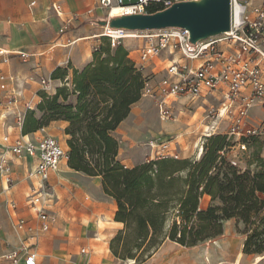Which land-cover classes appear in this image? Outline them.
<instances>
[{
    "label": "trees",
    "instance_id": "trees-1",
    "mask_svg": "<svg viewBox=\"0 0 264 264\" xmlns=\"http://www.w3.org/2000/svg\"><path fill=\"white\" fill-rule=\"evenodd\" d=\"M162 9L161 2H153L149 12ZM103 38L93 61L73 69L70 86L42 94L37 106L42 116L29 110L22 131L29 134L56 120L69 122L65 130L69 167L102 178L105 193L117 201L115 219L125 224L111 241L113 254L142 263L166 239L194 246L222 234L224 221L231 218L242 219L251 231L244 254L263 252L255 241L264 235V224L260 231L256 225L264 212L263 157L255 153L251 164L256 170L239 169L227 158L231 139L214 134L205 138L200 159L160 156L133 167L118 159L120 143L114 131L142 98L148 79L124 45L112 47ZM67 75L68 68L58 67L52 78L65 81ZM206 194L212 204L204 208ZM173 207L177 213L166 228Z\"/></svg>",
    "mask_w": 264,
    "mask_h": 264
},
{
    "label": "built area",
    "instance_id": "built-area-1",
    "mask_svg": "<svg viewBox=\"0 0 264 264\" xmlns=\"http://www.w3.org/2000/svg\"><path fill=\"white\" fill-rule=\"evenodd\" d=\"M181 1L192 0H132L129 3H125V0H99L98 4L107 10L110 21L115 17L112 12L117 6L121 9L119 15L145 14L149 13L153 2H161L165 9ZM248 5L232 0L230 30L195 43L190 40L189 30L182 27L129 30L107 24L102 25L100 37H106L112 47L124 40L140 39L139 58L143 62L163 55L168 57L170 64L166 68V75L155 84L147 82L143 90V95L155 100L162 119H173L176 116L175 104L183 98L188 99L185 103L188 106L199 99L204 105L215 101L217 104L204 117L206 128L203 145L206 137L224 134L228 139L238 137L239 146L246 149L244 140H261L264 143V118L258 125L251 123V109L255 104H259L264 112V2L260 6ZM239 6L243 8L241 21L235 18ZM52 7L58 15L63 14L61 4L54 2ZM91 12V9L88 10V13ZM251 13H255L256 18L251 17ZM71 21L64 19L60 31L64 32ZM123 45L133 59V48ZM52 51V48L49 49L50 57ZM12 54L19 55L24 61L30 57L27 52L10 51L0 46L4 64H9ZM135 63L141 69L145 67L144 64L139 66ZM67 80L62 81L60 86H70ZM38 81L49 95L57 90L49 78L38 75ZM25 83H28L27 78L0 70V88L7 90L10 97L2 110L19 119L22 118L21 113L13 101L20 96L21 86ZM34 109L32 103L26 104V110ZM152 145L157 147L158 157H166L171 148L168 141L152 142ZM221 153L225 155L224 151ZM22 157L29 159L27 175L31 181L24 204L38 219L39 227L29 226L30 220L25 216H16L19 205L9 199L7 204L17 217L16 226L32 233L18 248L3 253L0 256L1 264H17L21 259L25 264H38L37 246L41 235L48 232L56 221L54 208L60 200L53 178L60 174L61 165L68 158L61 141L52 135L36 132L15 134L10 130H0V195L10 192L16 185L13 166ZM232 162L238 165V161ZM82 252L85 253L86 249L83 248Z\"/></svg>",
    "mask_w": 264,
    "mask_h": 264
},
{
    "label": "crops",
    "instance_id": "crops-1",
    "mask_svg": "<svg viewBox=\"0 0 264 264\" xmlns=\"http://www.w3.org/2000/svg\"><path fill=\"white\" fill-rule=\"evenodd\" d=\"M54 2L61 4L62 15H58L53 9ZM98 2L99 0L95 5L90 6V0H0V46L10 51H24L30 54L27 61L19 55L12 54L9 64H4L0 56V70L17 73L27 78L28 83L21 86L20 96L15 102L13 101V105L21 116L26 111L27 103H32L37 110V105L42 99L39 94L38 75L51 79L52 84L58 88L64 81L62 78H52L58 67L68 68L66 78L71 83L73 69H82L93 61L95 48L104 39L98 33L100 30L95 24L96 18H106L108 14L107 10L99 7ZM246 3L253 5L256 2L248 0ZM90 9L92 12L88 13ZM64 19L72 21L62 32L60 29ZM51 48L53 49L52 57L49 53ZM148 83L153 82L150 80ZM55 93L56 91H53L52 94ZM7 95L8 91L0 88V120L2 117L5 118L3 122L0 121V130L12 131L10 117L17 118V116L8 115L2 110L8 101L6 99H10ZM148 101L141 98L133 107L136 106L139 109ZM133 107L130 115L114 131L116 137L129 134L128 130L134 123ZM263 118L264 112L261 106L255 104L251 109V123L258 125ZM18 120V132L15 134H24L22 118L18 117ZM63 122L66 123L65 127L69 125V122ZM35 132L42 133L40 129ZM68 148L66 140L65 150L68 151ZM184 157H191V155ZM118 159L127 167L145 162L129 165L121 158L120 150ZM28 161L29 159L23 157L16 160L13 166L16 185L10 192L0 195V256L18 248L28 234L32 233L31 230L19 229L16 226V216H25L30 220L29 226L39 227L38 219L24 204L31 187V181L27 175L30 166ZM19 169L21 174L18 176L16 171ZM63 171L67 172L65 176L71 180L74 178L73 175H80L82 179L75 182L79 189L71 199L70 208L57 211L60 200L55 206L56 221L48 232L41 235L37 246L38 264H127L129 259L123 260L115 256L111 250L112 239L124 229L125 224L115 219L118 209L117 201L105 193L102 178L73 171L66 158L61 165L60 174L53 178L59 196L60 176ZM23 181L26 182L28 192L18 198L19 185ZM0 188H2L1 176ZM9 199L16 201L19 205L16 216L7 204ZM209 200L211 196L204 195L203 205L206 206ZM100 218L103 224L100 223ZM233 227L232 218L225 220L222 234L216 239L199 242L197 246L188 247L166 239L147 261L139 264H234L240 252L242 254L239 260L244 257V238ZM83 248L86 249L85 253L82 252ZM17 264H25L24 259Z\"/></svg>",
    "mask_w": 264,
    "mask_h": 264
},
{
    "label": "rangeland",
    "instance_id": "rangeland-1",
    "mask_svg": "<svg viewBox=\"0 0 264 264\" xmlns=\"http://www.w3.org/2000/svg\"><path fill=\"white\" fill-rule=\"evenodd\" d=\"M97 1L98 0H90L89 5H95ZM130 1L132 0H125V3H129ZM239 1L241 3H246L248 0ZM255 2V4L248 6H260V4L264 2V0H255ZM251 17L256 18V14L251 13ZM96 19L97 22L95 24L100 30L98 33L101 34L103 31V26L102 24H100V21L105 19L109 20L108 14L106 18L98 17ZM121 44L131 46L133 48V58L136 60L138 65L140 66L144 64L146 66L142 69V71L148 79L147 82L151 80L155 84L160 78L166 75V68L170 64L169 59L166 55L159 56L153 60L143 62L139 58V45L141 44L140 39L124 40L121 42ZM38 87H40L39 94L42 98L44 90L42 89L41 83H39ZM142 98H144V100L148 99L149 101L144 103L143 106H140L139 109H137L136 106L133 107L132 120L134 123L132 124V126H130L128 130L129 134L126 136H117L120 143L121 158L124 159L129 165L137 164L142 161L156 159L158 157L157 147H154L152 145V142L158 144L161 141H168L171 143V148L167 154L168 157L186 158L184 156L191 155V157L193 158L200 159L201 157H197V153L199 150L197 144H203V138L205 136L206 128V121L204 120V117L207 114L208 110L213 107L214 104L217 103L215 101H212L211 104L204 105L202 99H199L194 104H190L188 106L185 104L188 99L183 98L175 104L174 109L176 110V116L173 119L165 120L162 119V117L160 116L157 104L153 98L145 95H142ZM6 100H9V98ZM28 112L29 110L23 112L21 116L22 123H24L25 116ZM36 112L38 117L42 116L41 112H38V110H36ZM4 120L5 118L2 117L0 121L3 122ZM18 121V117H10V124L13 125V128L11 130L14 133L18 132ZM65 124L66 123L63 122V120L51 121L48 125L42 127L40 130L43 134H49L56 137L58 140L61 141L63 147L65 148V142L69 138V136L65 132ZM244 141L247 145L246 149H242V147L239 146L238 137H233L230 140L231 145L226 148L227 158L229 161H238L239 169L246 170L250 167L251 169L256 170L257 168L255 164H251V162L255 160L257 155L264 158V143L261 140ZM232 155H234V157H231ZM63 170L66 169L63 168ZM16 174L20 175L21 170H17ZM66 174L67 172L63 171L60 176V202L57 211H62V209L70 208L71 199L78 193L79 189L78 185L75 184V182L79 181L78 179H82V176L80 175H73L74 178L72 179V181L67 176H65ZM26 192H28V189L26 186V182L23 181L19 185L18 198L22 197ZM217 203L220 202L217 201ZM210 204H212L211 200L207 201L206 206L203 205V207L206 208ZM176 213V208L173 207L168 214L166 228H168V226L172 224V220L174 219ZM261 217L264 218V212L261 214ZM261 217H259L256 222V225L259 227L258 231L261 230L264 224V219L260 220ZM232 222H234L233 228L235 229V231L242 235L245 242L248 234L251 233V231H247V224L242 219L238 218H232ZM100 223L103 224L101 218ZM217 237L218 236L208 238L205 241L213 240ZM255 241H258L262 245L263 252L244 254L243 259L239 260V256L242 254L240 252L234 264H264V235L260 236ZM197 245H199V243L196 244V246ZM127 264H129L128 260ZM136 264L139 263L136 262Z\"/></svg>",
    "mask_w": 264,
    "mask_h": 264
},
{
    "label": "water",
    "instance_id": "water-1",
    "mask_svg": "<svg viewBox=\"0 0 264 264\" xmlns=\"http://www.w3.org/2000/svg\"><path fill=\"white\" fill-rule=\"evenodd\" d=\"M231 23L232 0L181 1L152 13L119 15L100 21L102 25L129 30L182 27L189 30L193 43L229 31Z\"/></svg>",
    "mask_w": 264,
    "mask_h": 264
},
{
    "label": "bare ground",
    "instance_id": "bare-ground-1",
    "mask_svg": "<svg viewBox=\"0 0 264 264\" xmlns=\"http://www.w3.org/2000/svg\"><path fill=\"white\" fill-rule=\"evenodd\" d=\"M242 10H243V8L242 7H237V10H236V13H235V18H236V20L237 21H241V19H242ZM100 12H101V9H100ZM121 13V9H120V7H115L114 9H113V12H112V14L113 15H115V16H117V15H119ZM197 146L199 147V150H198V153H197V157H201L202 156V154H203V149H204V147H203V144L201 143V144H197ZM128 263L129 264H136V262H135V260H133V259H129L128 260Z\"/></svg>",
    "mask_w": 264,
    "mask_h": 264
}]
</instances>
